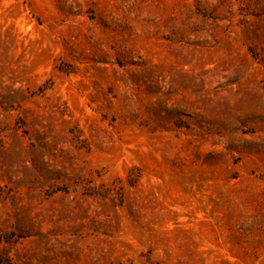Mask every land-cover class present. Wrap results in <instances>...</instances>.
Returning a JSON list of instances; mask_svg holds the SVG:
<instances>
[{"label":"rangeland","instance_id":"374dc122","mask_svg":"<svg viewBox=\"0 0 264 264\" xmlns=\"http://www.w3.org/2000/svg\"><path fill=\"white\" fill-rule=\"evenodd\" d=\"M0 264H264V0H0Z\"/></svg>","mask_w":264,"mask_h":264}]
</instances>
